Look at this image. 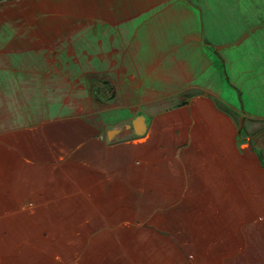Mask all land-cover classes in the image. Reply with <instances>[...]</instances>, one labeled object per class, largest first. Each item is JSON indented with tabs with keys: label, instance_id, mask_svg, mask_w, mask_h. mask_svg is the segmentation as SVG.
<instances>
[{
	"label": "rangeland",
	"instance_id": "1",
	"mask_svg": "<svg viewBox=\"0 0 264 264\" xmlns=\"http://www.w3.org/2000/svg\"><path fill=\"white\" fill-rule=\"evenodd\" d=\"M86 1L94 0L0 1V264H216L172 226L170 210L156 209L167 202L153 198L145 216L130 188L139 190L158 150L165 157L154 171L170 181L176 145L203 125L226 155L247 146L264 168V0H242L243 47L228 42L217 71H197L195 88L193 74H180L178 89L160 91L163 103L136 105L123 103L109 74L85 71L91 33L107 31L84 23ZM175 108L183 115L159 122L169 142L142 163L124 153Z\"/></svg>",
	"mask_w": 264,
	"mask_h": 264
},
{
	"label": "crops",
	"instance_id": "2",
	"mask_svg": "<svg viewBox=\"0 0 264 264\" xmlns=\"http://www.w3.org/2000/svg\"><path fill=\"white\" fill-rule=\"evenodd\" d=\"M242 9V0L86 1L84 23L103 22L107 31L91 33L93 49L82 56L87 57L85 71L109 74L123 91L124 104L163 103L160 91L178 89L180 74L187 79L193 74L189 87L195 88L194 74L217 71V57L228 56V42L243 47ZM250 30L246 39L254 43L255 36L259 43V23ZM175 97L168 103H179ZM181 111L175 108L152 118L145 136L129 138L124 153L141 154L142 163L154 148L169 142L161 137L159 122H173ZM149 132L156 134L147 147L143 139ZM190 133L176 145L179 161L172 163L176 172L168 173L170 181H162L167 177L163 171H154L159 169L153 161L165 157L158 150L160 154L148 157L151 166L141 174L139 190L130 188V193H139L145 216L154 209L148 206L153 198L167 202L156 209L166 216L170 210L172 226L193 237L206 256L218 257L216 264H264V168L247 146L234 157L226 155L205 125Z\"/></svg>",
	"mask_w": 264,
	"mask_h": 264
},
{
	"label": "built area",
	"instance_id": "3",
	"mask_svg": "<svg viewBox=\"0 0 264 264\" xmlns=\"http://www.w3.org/2000/svg\"><path fill=\"white\" fill-rule=\"evenodd\" d=\"M0 1H2V0H0Z\"/></svg>",
	"mask_w": 264,
	"mask_h": 264
}]
</instances>
